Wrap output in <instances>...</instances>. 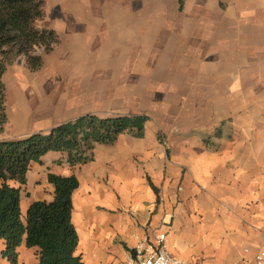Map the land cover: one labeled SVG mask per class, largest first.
<instances>
[{
  "label": "crops",
  "instance_id": "crops-1",
  "mask_svg": "<svg viewBox=\"0 0 264 264\" xmlns=\"http://www.w3.org/2000/svg\"><path fill=\"white\" fill-rule=\"evenodd\" d=\"M44 12L40 27L60 43L37 70L9 66L16 93L0 139L89 113L149 120L144 137L98 144L88 164L59 151L33 162L23 217L54 198L50 172L76 174L72 221L87 264H121L161 231L187 264H254L264 247V0H47ZM4 248L0 238L10 264ZM38 262L24 239L19 264Z\"/></svg>",
  "mask_w": 264,
  "mask_h": 264
},
{
  "label": "trees",
  "instance_id": "trees-1",
  "mask_svg": "<svg viewBox=\"0 0 264 264\" xmlns=\"http://www.w3.org/2000/svg\"><path fill=\"white\" fill-rule=\"evenodd\" d=\"M183 1L179 0L181 4ZM44 6L45 0H0V135L9 120L4 81L9 66L23 56L28 67L37 70L43 65V53L60 43L57 31L38 24L44 19ZM148 120L145 114L102 117L89 113L55 125L48 132L0 139V238L5 240L2 254L10 264H19L24 239L27 246L37 248L38 264H87L76 253L79 234L72 221L78 176L50 172L54 198L33 201L23 218L21 189L27 183V172L50 151L66 153L73 167L88 164L94 161L98 144H113L124 133L144 137Z\"/></svg>",
  "mask_w": 264,
  "mask_h": 264
},
{
  "label": "built area",
  "instance_id": "built-area-1",
  "mask_svg": "<svg viewBox=\"0 0 264 264\" xmlns=\"http://www.w3.org/2000/svg\"><path fill=\"white\" fill-rule=\"evenodd\" d=\"M166 238L167 233L164 231L158 232L152 238H139L134 249L121 264H187L170 253ZM254 264H264V247L254 255Z\"/></svg>",
  "mask_w": 264,
  "mask_h": 264
},
{
  "label": "rangeland",
  "instance_id": "rangeland-1",
  "mask_svg": "<svg viewBox=\"0 0 264 264\" xmlns=\"http://www.w3.org/2000/svg\"><path fill=\"white\" fill-rule=\"evenodd\" d=\"M47 0H45V2H46ZM45 22V21H44ZM43 21H38V24L40 25H44L45 23H44ZM37 52H42V49H38L37 50ZM14 64V66L16 65V68H18V69H28V67H27V64H26V59H25V57H20V58H18L16 61H14L13 63H12V65ZM7 88H8V98H7V100H8V102H7V105H9V109H10V112H12L11 110H12V108H11V105H10V100L12 101V95H14L16 92H15V90L13 89V83L12 82H9L8 83V85H7ZM24 218V217H23Z\"/></svg>",
  "mask_w": 264,
  "mask_h": 264
}]
</instances>
